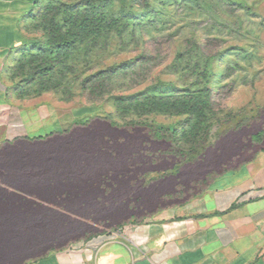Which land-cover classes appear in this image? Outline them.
Instances as JSON below:
<instances>
[{
    "label": "rangeland",
    "instance_id": "374dc122",
    "mask_svg": "<svg viewBox=\"0 0 264 264\" xmlns=\"http://www.w3.org/2000/svg\"><path fill=\"white\" fill-rule=\"evenodd\" d=\"M92 9L95 31L83 40L66 34L69 49L53 75H41L55 88L36 94L38 74L27 81L8 73L19 95L42 100L39 124L46 129L39 138L66 144L57 131L64 129L72 144L86 140L98 148L89 155L114 162L113 176L134 178V190L162 172H181L184 183L198 175V189L210 174L264 147V0H38L30 48L36 52L59 35L58 24ZM185 95L209 102L196 133L186 114L156 111L147 100ZM152 129L175 130L183 155L152 139ZM172 184L168 179V191ZM192 192L171 193L161 203L173 208Z\"/></svg>",
    "mask_w": 264,
    "mask_h": 264
},
{
    "label": "crops",
    "instance_id": "0c3cea01",
    "mask_svg": "<svg viewBox=\"0 0 264 264\" xmlns=\"http://www.w3.org/2000/svg\"><path fill=\"white\" fill-rule=\"evenodd\" d=\"M33 1L0 0V264H264V147L198 189V175L162 172L134 190L86 140L72 144L64 129L66 144L39 138L42 100L8 82Z\"/></svg>",
    "mask_w": 264,
    "mask_h": 264
},
{
    "label": "trees",
    "instance_id": "16d2710c",
    "mask_svg": "<svg viewBox=\"0 0 264 264\" xmlns=\"http://www.w3.org/2000/svg\"><path fill=\"white\" fill-rule=\"evenodd\" d=\"M38 0L33 1V7L35 10L36 4ZM95 14V11L92 9L90 12L81 13L80 16H74L71 15L70 19L64 24L65 27H63L61 24H58L56 27L58 29L57 33L59 35L55 36V39L48 38L44 46H40L37 48L38 50L34 51V45H31L28 43L27 48L24 49V51L19 55V57L16 59L15 63L13 64V68H10V72L15 71V74H18L19 72L24 74V78L29 81L30 79H33L35 74H38L39 76V89L37 92H34L36 94H40L41 92L48 91L50 89L55 88L58 84L56 82L51 83L50 76H41L44 73H50L52 74L53 68L57 64L56 59L59 58L63 52L66 49H69V38H67L66 34L73 35V33L76 34H82L83 37L81 40L85 39L86 37L90 36L92 32L95 30V24L88 21V17H93ZM33 15H31V18ZM33 20V19H32ZM32 25V22L31 24ZM29 31V26L27 28ZM57 38V39H56ZM54 43L56 45H54ZM71 43V42H70ZM32 49L31 51H29ZM45 68V69H44ZM110 68H121L112 66ZM36 69H38L36 71ZM114 72V71H113ZM115 73V72H114ZM29 94V93H27ZM23 96H27L26 94H23ZM151 102V104L154 105V110L156 111H163L169 113H176V114H186V122H188L189 119H191V130L197 132V127L202 123V120L199 119L201 115H204L205 109H209L208 107V100L200 97H191L189 95L185 96H177V97H171V98H162V97H155V96H149L147 98ZM131 104V103H130ZM194 117V118H193ZM175 131V130H174ZM170 132L168 130H154L152 129V132H149V135H151L152 139H160L165 142H169V151H174L175 154L183 155L184 148L181 147L178 143L176 138L177 133L176 132ZM195 132V133H196ZM174 142L173 143V140ZM171 140V141H170ZM179 163H185L182 160H179Z\"/></svg>",
    "mask_w": 264,
    "mask_h": 264
}]
</instances>
